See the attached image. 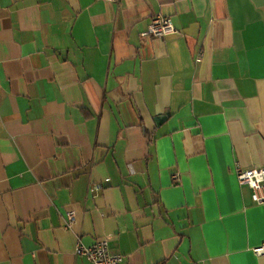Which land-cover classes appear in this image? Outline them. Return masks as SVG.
Segmentation results:
<instances>
[{
	"label": "crops",
	"instance_id": "1",
	"mask_svg": "<svg viewBox=\"0 0 264 264\" xmlns=\"http://www.w3.org/2000/svg\"><path fill=\"white\" fill-rule=\"evenodd\" d=\"M158 14L176 33L143 36ZM236 167H264V0H0V264H92L100 239L264 264Z\"/></svg>",
	"mask_w": 264,
	"mask_h": 264
},
{
	"label": "built area",
	"instance_id": "2",
	"mask_svg": "<svg viewBox=\"0 0 264 264\" xmlns=\"http://www.w3.org/2000/svg\"><path fill=\"white\" fill-rule=\"evenodd\" d=\"M112 1V0H105ZM176 33V29L167 16L161 14L151 18L148 28L142 33L143 36L154 38H163L167 35ZM235 175L240 185H246L251 189L252 199L256 204L264 203V167L263 168H241L236 167ZM174 181L178 180L177 174L172 176ZM101 189L100 184H94L90 191H98ZM69 223L73 220L72 213H69ZM256 255L264 254V244L253 248ZM76 254L88 257L92 264H121L123 256L121 254H113L109 250L108 241L106 239L97 240L93 245L85 247L78 244Z\"/></svg>",
	"mask_w": 264,
	"mask_h": 264
}]
</instances>
